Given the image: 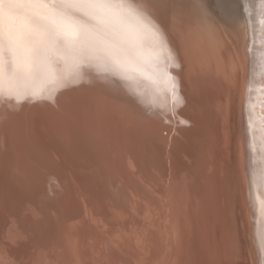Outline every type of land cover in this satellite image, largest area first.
Returning a JSON list of instances; mask_svg holds the SVG:
<instances>
[{
  "label": "bare ground",
  "instance_id": "6f19581e",
  "mask_svg": "<svg viewBox=\"0 0 264 264\" xmlns=\"http://www.w3.org/2000/svg\"><path fill=\"white\" fill-rule=\"evenodd\" d=\"M24 2L0 5V264H264V0Z\"/></svg>",
  "mask_w": 264,
  "mask_h": 264
},
{
  "label": "snow or ice",
  "instance_id": "6c2138e0",
  "mask_svg": "<svg viewBox=\"0 0 264 264\" xmlns=\"http://www.w3.org/2000/svg\"><path fill=\"white\" fill-rule=\"evenodd\" d=\"M9 6L10 7H26V6H31L28 3H25L24 0H8ZM5 3V0H0V5H3ZM4 12L2 9H0V16H3ZM145 27H148L147 24L144 25ZM151 31V29H149ZM67 34H70L72 36L76 35H84L87 38V33L82 32L81 29L77 28L74 25H69L67 26ZM153 35H156L153 32ZM11 39V38H10ZM11 50V49H10ZM3 78V64H2V50H0V81H2ZM78 80H72L71 83L75 84L78 83ZM66 85L64 83H57L56 86L51 90V92L45 96L40 95V91H33L30 94H21V95H16V102L20 103L24 99L27 98V95H31V98L33 100L37 99H48V100H54V94L56 91H58L60 88L65 87ZM0 94H3V88L0 87ZM11 94V93H10ZM174 99H177V97L174 96ZM260 251L262 254H264V244L260 246Z\"/></svg>",
  "mask_w": 264,
  "mask_h": 264
},
{
  "label": "rangeland",
  "instance_id": "374dc122",
  "mask_svg": "<svg viewBox=\"0 0 264 264\" xmlns=\"http://www.w3.org/2000/svg\"><path fill=\"white\" fill-rule=\"evenodd\" d=\"M189 2H190V4L187 5V8H185V7H183V8L180 7V9H179V6H177L178 9L181 11V8H182V11L185 12V11L192 10V9H193V6H195V7L197 8V10H198L199 12H201V9H202V8H200V3H203L204 0H189ZM187 3H188V1H187ZM196 8H195V9H196ZM176 10H177V8H176ZM182 11H181V12H182ZM231 27H232V26L229 25L228 28L232 29Z\"/></svg>",
  "mask_w": 264,
  "mask_h": 264
}]
</instances>
